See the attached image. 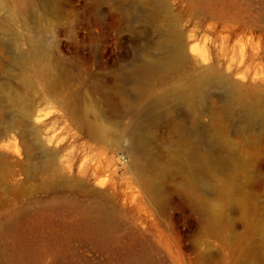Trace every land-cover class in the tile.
Returning a JSON list of instances; mask_svg holds the SVG:
<instances>
[{"label":"rangeland","instance_id":"obj_1","mask_svg":"<svg viewBox=\"0 0 264 264\" xmlns=\"http://www.w3.org/2000/svg\"><path fill=\"white\" fill-rule=\"evenodd\" d=\"M204 69L239 95L170 91ZM260 109L264 0H0V264H264ZM136 121L133 177L113 157Z\"/></svg>","mask_w":264,"mask_h":264},{"label":"bare ground","instance_id":"obj_2","mask_svg":"<svg viewBox=\"0 0 264 264\" xmlns=\"http://www.w3.org/2000/svg\"><path fill=\"white\" fill-rule=\"evenodd\" d=\"M8 20V19H7ZM10 20V17H9ZM8 20V21H9ZM186 60V56L183 52L180 50L175 51L167 56L153 59V60H147L142 65H139L135 69H133V75L137 80V83L139 85L135 86V91L137 94H141V88L140 85L146 84L150 74L151 73H158L160 75L167 74L168 72L178 70L180 65ZM196 81L194 82L195 85L192 86H185L183 84H178L176 86H173L170 91L177 96L179 99H185L188 97L193 91L196 89H200V97L201 99H205L206 97V91L204 90L203 86L206 84H221L230 91H232V94L239 95V93H236L234 83L230 81L227 78H222L218 73H210L208 69H204L199 71V73L195 76ZM237 89V88H236ZM234 91V92H233ZM238 91V90H237ZM193 94V93H192ZM208 94V93H207ZM165 97V93H161L157 96L155 102L162 101ZM198 97V95H197ZM236 97V96H234ZM189 101V100H188ZM201 101V100H200ZM16 102L23 106V102L18 98L16 99ZM199 102V100H198ZM24 110V118L25 120H29L30 116L32 115L28 106L24 105L22 108ZM249 110V109H248ZM253 111V110H252ZM254 112V111H253ZM251 113V112H250ZM259 114L261 122L264 124V109H260V111L257 113ZM258 116V117H259ZM36 120V117L34 118ZM26 122V121H25ZM24 122V123H25ZM11 124H17L21 123L20 121L12 120L10 121ZM119 145L121 149H124L130 157V164L127 166L128 173L132 174L133 177L139 176L142 174L146 166L148 164H153V161H143L145 159L144 152L146 149V139L143 134V130L141 127V123L136 121L134 126L131 129H122L119 131V134L117 138L114 139ZM191 148L190 150H192ZM193 151L190 152V157H188V162L190 163V166L198 167L202 169H206L207 163H215L217 162L215 160V157L210 156L208 152L203 153H194ZM191 153L195 154V157L191 155ZM0 162H2L0 160ZM220 163V162H219ZM126 164V165H127ZM216 164V163H215ZM125 165V166H126ZM220 191L221 188H219Z\"/></svg>","mask_w":264,"mask_h":264},{"label":"built area","instance_id":"obj_3","mask_svg":"<svg viewBox=\"0 0 264 264\" xmlns=\"http://www.w3.org/2000/svg\"><path fill=\"white\" fill-rule=\"evenodd\" d=\"M128 155L124 152H118L113 157L114 167H124L128 163Z\"/></svg>","mask_w":264,"mask_h":264}]
</instances>
